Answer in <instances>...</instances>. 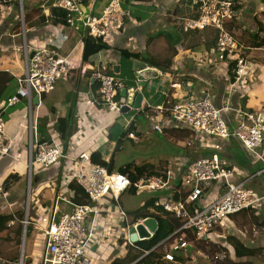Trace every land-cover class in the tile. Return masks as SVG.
<instances>
[{"label": "crops", "instance_id": "crops-1", "mask_svg": "<svg viewBox=\"0 0 264 264\" xmlns=\"http://www.w3.org/2000/svg\"><path fill=\"white\" fill-rule=\"evenodd\" d=\"M56 1L22 0L23 23L17 3L0 6V72L13 76L15 81L16 76L20 75L24 56L15 51L14 47L23 42V28L27 44H45L66 58L72 67L69 80L59 83L50 96H42L36 100V104L32 98L31 107L24 99L5 110L4 137L9 154L0 157V216L28 211L30 250L25 253L27 226L23 229L25 233L22 231L20 242L24 246L22 255L26 258L25 263L34 264L39 261L46 246L35 221L40 219L43 210L51 214L56 203L58 215L72 210L73 193L68 188L70 182H65L63 176L71 172L80 153L89 154L93 164L108 161L112 172H118L129 164L144 165L152 172V176L163 175L165 186L162 190L151 192L130 189L120 196V205L130 226L128 238L131 241V235L135 234L137 241H131L132 244L126 242V237L118 231L125 227V223L118 215H114L112 223L116 225L109 229L108 240L96 239L90 248L94 264H111L116 259H123L129 249L136 250L134 244L154 235L142 223L144 229L141 233L146 235L149 232L150 235L140 237L137 229H133L137 221L131 225L129 212L148 205L147 211L151 216L138 221L152 219L157 229L155 217H160L172 219L175 229L180 226L178 219L155 209L152 203L164 196L185 199L190 190L183 184L187 166L195 156L209 151L208 139L186 128L165 124L163 133H155L152 125L162 120L165 109L173 102L206 95L215 105L229 107L230 118L236 124L243 120L246 112L264 111V0H231L239 10L240 19L228 22L226 28L246 48V54L254 65L249 69L243 85L232 92L228 90L225 78L209 64L216 39L215 30L205 29L179 39L182 24L194 16L193 0H120L128 17H125L110 44L103 45L96 52L92 47L86 51L87 36L82 24L75 22L74 29L67 25L65 12L56 6ZM109 1L79 0L82 11L94 16L100 15ZM33 9H39L40 13H31ZM24 12L31 21L42 15L43 26L26 28ZM170 42L174 43L173 46H170ZM181 44L183 52L179 54L177 47ZM98 71L113 75L123 83L128 82L127 86L124 83V89L139 88L141 98H135L136 104H132L131 110L120 111L118 114L107 112L100 101L98 85L93 79V74ZM16 89L17 81L13 90ZM124 89L117 92V99L123 102L125 99L121 91ZM73 100L76 106V132L63 144L54 126L57 119L66 118ZM124 131L126 135H123ZM130 134L133 138L129 137ZM155 134L164 138L166 144L153 140ZM41 139L60 145L65 158L49 168L34 164L37 167L34 169L32 166L30 172V141ZM148 139L152 141L150 153H139L131 161L116 167L115 155L123 149L126 140L135 147ZM220 160L223 166L234 169L230 183L249 179L247 186L264 195V171L261 172L264 169V141L255 153L247 157L235 141L226 140ZM32 178L34 187L31 193ZM199 188L203 193L197 201L188 205L191 214L195 209L220 197L226 190V184L215 181L200 184ZM31 201L33 215L29 213ZM91 224L92 218L89 216L86 225L89 228ZM12 229L15 230V224L1 231L0 236ZM96 229L99 233H105L107 224L100 221ZM203 241L222 247L227 258L232 261L264 264V201L259 206L230 216ZM197 243L191 241L188 249L175 254L173 263L163 259L162 248V252L158 251L161 253L159 258L154 259L155 264H211ZM147 252L144 251L130 264H136Z\"/></svg>", "mask_w": 264, "mask_h": 264}, {"label": "built area", "instance_id": "built-area-1", "mask_svg": "<svg viewBox=\"0 0 264 264\" xmlns=\"http://www.w3.org/2000/svg\"><path fill=\"white\" fill-rule=\"evenodd\" d=\"M13 2L19 6L22 22V0H0V6ZM193 2L196 5L197 17L184 21L181 29L186 34L209 28L216 31L209 64L215 72L225 78L228 90L232 92L243 85L249 69L254 66L246 54V48L239 44L226 28L228 22L240 19L239 10L231 0ZM56 6L65 12V22L72 29L75 22H80L87 37L104 44H110L125 17H128V13L121 7L120 0H110L98 16L85 14L79 0H57ZM22 31L23 42L20 46L14 47L15 51L21 52L24 56L21 73L16 76L17 89L12 96L0 101V157L9 154L4 137L5 110L24 99L31 107L32 92L39 100L42 96L52 93L58 82L67 81L71 76L72 67L66 58L45 44H27L26 31L24 28ZM177 52L179 54L183 52L182 44L177 47ZM93 79L98 85L103 107L109 113L118 114L126 105L125 101L117 99V92L124 89V83L101 71L94 73ZM230 111L229 107L217 106L208 96L202 95L171 103L170 107L165 109L162 120L152 125V130L159 134L163 133L165 124L183 127L202 134L208 139L209 144V151L195 156L187 166L183 184L190 190L186 198L174 199L164 196L153 201L155 209H160L180 221V226L159 244L164 248L163 259L169 263L175 261V254L188 249L189 233L195 240L203 239L230 216L259 206L264 201V195L247 186L249 179L230 183L234 169L223 166L220 160L223 144L229 139L235 141L247 157L256 152L264 141V111L246 112L243 120L237 124L232 122ZM129 137L133 138V135L130 134ZM64 158V151L57 143L30 141L28 165L30 170L34 164L43 168L52 167ZM108 168V161L93 164L90 155L85 152L77 156L71 172L65 174L63 180L82 183L88 203L73 204L69 213L61 215L57 214V203L51 214L43 210L40 219L35 221V226L44 236L46 246L39 261L34 264H94L90 254L91 245L96 239L108 240L109 229L116 225L112 223L114 215H118L125 223V227L119 228L118 231L126 237L127 243L132 244L128 238L130 226L127 215L120 205V196L130 189L136 192L162 190L165 186L164 177L143 176L131 182L128 175L109 172ZM263 171L264 169L261 172ZM215 181L225 182L224 193L202 208L195 209L192 214L189 213L188 205L197 201L203 193L199 188L200 184ZM89 216L92 218V224L88 228L86 222ZM100 221L107 224L105 233H99L96 229ZM28 223L27 213L23 227L25 228ZM142 223L143 221H137L133 229L136 230ZM12 225L13 222L9 224Z\"/></svg>", "mask_w": 264, "mask_h": 264}, {"label": "trees", "instance_id": "trees-1", "mask_svg": "<svg viewBox=\"0 0 264 264\" xmlns=\"http://www.w3.org/2000/svg\"><path fill=\"white\" fill-rule=\"evenodd\" d=\"M194 16L195 19L197 17L196 13V5H194ZM32 12H38L40 13L39 9H33ZM44 19L42 15H39L38 18H35L34 20H30V17L26 12H24V25L26 28L28 27H38L43 26ZM216 31H214V34ZM190 34V33H189ZM188 34L184 33L183 31H180V37L179 39H185V37ZM87 36V35H86ZM216 38V37H215ZM170 46H173L174 43H169ZM103 45H105L102 42H96L90 37H86V51L92 47L93 51H99L103 48ZM113 76V75H112ZM115 77V76H113ZM14 80V77L5 73L0 72V101L7 98L12 94L14 90L11 91L10 84ZM125 85H128V82H124ZM15 92V91H14ZM117 96L119 97L118 93ZM71 106L67 112L66 118L57 119L56 124L54 126L55 132L58 134L60 141L63 144H66L71 136L76 132V125H75V102L74 100L71 102ZM187 130V129H186ZM127 132L124 131L123 135H126ZM45 139L38 140V142H45ZM34 142V141H33ZM109 172H112V168H108ZM119 173L128 175L131 182H135L138 178L143 176H152V172H149V168L145 167L144 165H134L129 164L123 168H120L118 170ZM68 188L72 191V199L71 202L73 204H86L88 203L86 193L84 191V187L82 183H78L76 181H71L68 185ZM174 199H178L177 196L174 197ZM153 204V203H152ZM147 206H144L136 211L129 212L128 215L131 217V225H133L138 220H143L145 218H148L151 216L150 213L147 211ZM155 220L157 222V229L154 232V235L143 241H139L134 246L136 247V250L129 249L126 256L123 259H116L111 264H130L134 260L138 259L144 251H148L149 253L143 257L140 261H138L136 264H155L154 259L159 258V255L161 254L158 251L162 252V245H159L161 242H163L174 230H176L172 224V219H161L160 217H155ZM23 221H24V211H19L13 215H5L0 216V232L7 230L9 227V224L13 222L17 225L16 235L18 236V239L16 243L18 245L21 244L20 238L22 236L23 231ZM179 226V225H178ZM30 227L29 224L27 225V231L26 236H28ZM189 233V241H195L197 244H200L202 251L206 254V257L210 260L211 264H254L252 261H232L229 258H227L225 251L222 247L215 245L213 243H208L203 241V239L195 240L194 237L190 236ZM223 255L222 258H220ZM13 264V263H12Z\"/></svg>", "mask_w": 264, "mask_h": 264}, {"label": "rangeland", "instance_id": "rangeland-1", "mask_svg": "<svg viewBox=\"0 0 264 264\" xmlns=\"http://www.w3.org/2000/svg\"><path fill=\"white\" fill-rule=\"evenodd\" d=\"M121 1L124 2L125 0H121ZM126 6L128 7L129 5H126ZM150 36H152V35H150ZM105 74H107V73H105ZM61 82H63V81L58 82L56 84L55 88ZM15 87H16V81L13 80L11 82V84H10L11 91ZM52 93L46 95V97L50 96ZM152 138H153V140L157 139V141H159L162 144H166L165 143V139L162 138V137H159L156 134ZM123 146H124L123 149L120 152L116 153V155H115L116 167H119L124 162L131 161L133 158L137 157L139 155V153H141V154L150 153L151 149H149V148H151V146H152V141H151V139H148L147 141L145 140L142 144L136 145L135 147H133L128 142V140H126L123 143ZM28 159H29V148H28ZM155 160L156 159H152V161H155ZM33 166H34V169L37 167V165H33ZM30 172H32V170H30ZM33 181L34 180L32 178L30 183L32 184ZM33 187L34 186L32 184L30 186L31 193H32V188ZM31 199L33 200V196H31ZM29 206H30L29 213L31 215H33L34 211H33V202L32 201L30 202ZM25 217H26V215H25V210H24V218ZM16 228H17V225L15 224V230H16ZM23 229H24V227H23ZM15 230L12 229V230H10L8 232L6 231L3 236H0V264H11V263H13V264H22V263L26 264L25 263L26 258L23 256V258L21 259V253L23 254L24 246L22 247L21 245H18L16 243V240L18 239L17 238L18 236L15 234ZM28 236H30V230H29ZM28 236H27V238H28ZM29 240H30V238H28V240H27V244H26V247H25V253L30 250L29 243H28Z\"/></svg>", "mask_w": 264, "mask_h": 264}, {"label": "water", "instance_id": "water-1", "mask_svg": "<svg viewBox=\"0 0 264 264\" xmlns=\"http://www.w3.org/2000/svg\"><path fill=\"white\" fill-rule=\"evenodd\" d=\"M139 90L137 88H128V89H124L121 91V95L122 97L125 99V103L126 105L121 109V111H124V110H131L132 109V104L135 102L136 104V101H135V98L137 100H139V98H141V93L138 92ZM138 96V97H137ZM32 97L34 99V103L36 104L37 103V97L34 95V93L32 92ZM25 215H27L26 211H25ZM143 224L146 225L152 233H154L156 231V223L155 221H153L152 219H146L143 221ZM140 225L137 227V232L139 233V236L140 237H147L148 234L146 235H143L141 233V231L144 229V225ZM23 233H25L23 231ZM131 241L135 242L137 241V237L135 234H132L131 235ZM23 245V243L21 244V246ZM23 257L22 253H21V258Z\"/></svg>", "mask_w": 264, "mask_h": 264}]
</instances>
